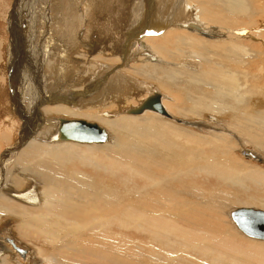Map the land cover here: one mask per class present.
<instances>
[{
	"label": "bare ground",
	"instance_id": "bare-ground-1",
	"mask_svg": "<svg viewBox=\"0 0 264 264\" xmlns=\"http://www.w3.org/2000/svg\"><path fill=\"white\" fill-rule=\"evenodd\" d=\"M84 1L79 15L76 1L53 0L74 35L85 19L91 26L92 9L107 13L100 24L106 43L116 36L108 43L116 52L72 39L62 45L61 63L39 53L36 74L15 83L39 56L34 50L32 59L24 49L28 40L21 42L31 37L33 44L37 2L21 7V0H0L11 36L0 47V180L9 169L0 185V233L15 219L18 233L38 250L0 245V264H91L93 251L109 259L120 255L122 264H264V190L256 189L264 188V23L252 21L264 9L248 0H160L161 8H149L150 24L136 32L139 40L123 46L117 37L122 26L110 14L117 0ZM143 48L151 54L141 58ZM22 59L29 64L21 67ZM55 69L65 77L72 71L69 83L60 85ZM11 88L19 98L10 96ZM151 89L158 93L143 102ZM132 101L137 105L124 107ZM23 112L26 140L12 144ZM81 121L103 129L106 138H62L61 126L78 130L65 122ZM78 166L107 174L93 179ZM121 167L142 185L118 186L116 195L102 178ZM103 223L134 230L136 224L145 234L141 241L153 246L139 253L116 235L92 233ZM79 255L88 261H77Z\"/></svg>",
	"mask_w": 264,
	"mask_h": 264
},
{
	"label": "rangeland",
	"instance_id": "rangeland-1",
	"mask_svg": "<svg viewBox=\"0 0 264 264\" xmlns=\"http://www.w3.org/2000/svg\"><path fill=\"white\" fill-rule=\"evenodd\" d=\"M5 2H7L8 0H4ZM28 3L29 2V0H21V2L19 3V4H21V5H19V6H21V7H24L25 5H27L26 4V2ZM33 2L35 1V0H32ZM47 1V2H46ZM74 1H76V5L75 6H77L78 8V11H79V15H82L83 14V9H84V3H85V1L84 0H82V2H79L78 0H74ZM95 2L94 3H96V1L97 0H94ZM110 0H108L107 2H109ZM125 1V2H124ZM127 1H128V3H129V0H121V1H119V0H117V1H114V2H112V6H111V8H113V10L110 12V14L112 15V16H114L115 18H117L119 21V24H121V26H122V29H123V33L124 34H122L121 33V35H117V37H119V36H122V41H121V43H120V45H128L129 43H132L133 44V42L135 41H137V40H139V38H140V35L141 34H139V35H137L136 34V32L138 31V30H140V29H144V26H145V21L147 20V19H149L150 17H149V8L151 7H155V6H157L158 8H161L163 5H158V2L160 1V0H138L137 1V3L135 4V5H133L132 6V4L130 5V4H128L127 3ZM131 1V0H130ZM249 2H250V4H251V6L253 7V8H258V9H264V5H263V3H264V0H248ZM36 2H37V5H36V9H34V12H33V17H34V22H33V24H32V31L34 32V35H35V37H34V41H33V44L31 45L30 44V42H31V37H27V39H24V41H21L22 43L23 42H25V41H27L28 43L26 44V47L24 48L25 50L27 49V51L28 52H30L31 53V55H32V59L34 58V53L32 52V51H36V54H37V52H38V54H37V56L39 55V53H43L44 55H47V54H49L48 55V57L50 58V57H52V56H50L51 54H54L55 55V59L58 61V62H62L61 61V59H63V57H64V55L62 56V54L65 52H63V50H66L65 48H63L62 47V45L64 44H68L69 43V41H71L72 39H79V42H82V41H88V40H90L89 41V43L90 42H92V44L93 43H95V41H97V43H98V46H99V49H100V51L101 52H104L105 54H108V55H112V53H113V51L115 50L114 49V47L112 46V45H110V44H108V43H110V42H112L114 39H115V37L116 36H113V38L108 42V43H106L105 42V40H106V32H105V30H104V27L100 24V23H105L107 20H108V15H106V14H100L99 12H97V14L98 15H94V9H92V11H91V17H92V19L94 18V20L92 21V23H91V26L90 27H88V21L85 19L83 22H84V26L83 25H81L79 28L80 29H78V30H76V35H74V34H72V32L71 31H73V28H71V30L69 29V27L70 26H68V25H66L67 23L65 22L66 21V15L65 14H63L64 15V18L63 17H61L60 16V14L59 15H57V9L58 8H56L55 6H59V4L57 3V2H53V0H36ZM118 2H119V4H118ZM257 2H258V4H257ZM15 3H17L16 1H15ZM80 3H82L81 4V6H80ZM51 4H52V6H51ZM58 4V5H57ZM258 5V6H257ZM262 5H263V7H262ZM13 5H11V7H12ZM29 6V5H28ZM124 6H127V9L126 8H124ZM161 6V7H160ZM48 7H49V9H48ZM115 7V8H114ZM41 8V9H40ZM51 8V9H50ZM54 8V9H53ZM95 8V7H94ZM13 9V12H16V10L14 11V7L12 8ZM81 9V10H80ZM54 11H55V13H54ZM61 11V10H60ZM85 12H86V10H85ZM96 12V11H95ZM35 13V14H34ZM59 13V12H58ZM153 13H155V11L153 12ZM55 14V15H54ZM90 14V13H89ZM23 15V14H22ZM58 16V17H55V16ZM261 15H263V16H261L260 17V15H257V16H259V17H257L256 19H252V21H254V22H257V24L258 25H260V23H264L263 22V20H264V14H261ZM52 16V17H51ZM90 16V15H89ZM102 16V17H101ZM104 16V17H103ZM135 16H139V20L137 21V22H135L134 21V19H135ZM153 16V15H152ZM154 16H156V14L154 15ZM50 17V18H49ZM107 17V18H106ZM49 18V19H48ZM154 18V17H153ZM238 18V17H237ZM62 19V20H61ZM156 19V18H155ZM258 19V20H257ZM65 20V21H64ZM241 19H238V25L240 24L241 25V21H240ZM6 20H5V18L4 17H0V47L2 46V44H3V46H5L4 44L5 43H7V39L8 38H10L11 36H10V33H9V30H8V23L7 22H5ZM48 21V22H47ZM60 21H62L61 23H60ZM87 21V22H86ZM99 21V22H98ZM114 21H116V19H114ZM262 21V22H261ZM54 22H57V24L55 25V23ZM65 24H64V23ZM83 22H82V24H83ZM150 22L151 21H149V20H147V23H146V25L147 24H150ZM116 23V22H115ZM65 26H64V25ZM21 25H24V24H21ZM63 27H62V26ZM92 25H94L93 27H92ZM59 28H58V27ZM62 27V28H61ZM66 27H68V28H66ZM66 28V29H65ZM63 29V31H61ZM65 29V30H64ZM94 29V30H93ZM58 30V31H57ZM86 30V31H85ZM20 31H21V33H20V35H21V37H24L25 35H23V34H25V32H24V30L23 29H20ZM60 31V32H59ZM166 31V30H165ZM55 32H57V33H55ZM36 33V34H35ZM137 36H136V35ZM149 34H151V35H154V33L152 32V31H149ZM44 35V36H43ZM63 35V36H62ZM134 35L136 36V37H134ZM147 35V33H145V34H143V36H146ZM147 36H150V35H147ZM78 37V38H77ZM95 37H96V39H95ZM134 37V38H133ZM25 38H26V36H25ZM63 39V40H62ZM82 40V41H81ZM3 42V43H2ZM65 42H68V43H65ZM57 44V45H56ZM24 45V44H23ZM2 46V47H3ZM257 47H259V46H257ZM23 48L20 46L19 47V49H18V54L20 53V50H23ZM60 49V50H59ZM85 48L83 47V46H81L80 48H79V50H84ZM259 49H260V47H259ZM263 49V47L261 46V51H262V53H264L263 51H264V49ZM31 50V51H30ZM57 50V51H56ZM134 50H135V48H134ZM55 52V53H54ZM62 52V53H61ZM114 52H116V51H114ZM60 53V54H59ZM146 53H149V54H151L150 52H149V50L147 49V48H143L142 50H141V58H144V57H146L145 56V54ZM123 55H124V52L122 53ZM130 54V53H129ZM128 54V55H129ZM96 55H99V54H96ZM43 55H39L37 58L35 57L34 59H33V61H32V66L29 64V62H28V59H27V62H25V60L24 59H22V60H20V63H22L21 64V67L22 66H24V64H23V62H25L26 63V66L27 67H25V69H23L22 70V75L20 76V78H19V80H17V81H15V83H27V81H26V78H25V76L26 77H28V76H32L40 67L36 64L35 65V60L36 61H39V59L42 57ZM60 56H62V58H60ZM79 56L80 55H77L76 54V59H78L79 58ZM153 56V55H152ZM44 57V56H43ZM154 57V56H153ZM25 58V57H24ZM53 58V57H52ZM116 59H119V58H116ZM119 63H117V64H121L122 63V61L119 59ZM3 63V61L0 63V65ZM31 66V67H30ZM35 66V67H34ZM35 68V69H34ZM32 69V70H31ZM44 70L45 69H43L42 68V71L44 72ZM0 71H1V68H0ZM55 72H56V74H57V77H58V79H59V81H60V85H63V84H67V83H69V82H66V77L68 78V77H71L73 74H72V71H71V73H67V76L65 77V75H63V73H62V71L61 70H58V69H55ZM60 72V73H59ZM36 74V73H35ZM3 78H4V76L2 75V74H0ZM1 76H0V78H1ZM108 80V81H107ZM107 81V82H106ZM106 81H104V80H102L100 83H98L97 85L99 86V87H101V86H105L106 84H108V82H109V79H106ZM50 84H56L57 82H55V83H51V82H49ZM49 83H47L46 85H48ZM49 84V85H50ZM88 84H90V83H88ZM87 84V85H88ZM100 84H101V86H100ZM53 85V86H54ZM96 85V86H97ZM97 86V87H98ZM70 90L72 89V88H69ZM79 89V88H78ZM106 90V89H105ZM105 90H99V93L100 92H103V91H105ZM74 91V90H73ZM154 92H157L158 93V90L157 89H151L149 92H144V93H146V95H145V98L144 99H142V101L143 102H145L146 100H148L149 98H150V96L151 95H153V93ZM98 93V92H97ZM98 93V94H99ZM9 94H10V96H16V98H19L20 97V95H19V93L15 90V89H13V88H11L10 90H9ZM94 95H97L96 93L94 94ZM63 98H61V100L62 101H67L68 100V98L67 97H64V96H62ZM100 100V99H99ZM11 101H12V98H11ZM0 102H3L4 103V101L3 100H0ZM82 106H84L85 107V109L84 110H86V109H89V108H86V106H89L88 104H86V102L85 103H83V104H81ZM132 105H137V103H134L133 101L131 102V103H129V104H127V105H124V107L126 106V107H128V106H132ZM90 107H92V106H90ZM29 108V110H31L32 111V113H33V115H32V118H34V112H33V109H34V107H32V106H30V107H28ZM48 108H55V106H51V107H48ZM5 109L9 112V116H12L11 115V113H10V111H9V109H8V107L5 105ZM42 109V108H41ZM40 110V109H39ZM43 110L44 109H42V110H40L41 111V113H42V115H43ZM45 111V110H44ZM25 114H27L26 112H23V113H19L18 115H19V117L17 118V120L19 121V123H20V126H18L19 127V130H17V134H16V138L15 139H13V141H12V144H14L15 143V141H21L22 139H25L26 140V137H27V131H28V122H27V120L25 119ZM44 116V115H43ZM83 121H86V120H84V119H82ZM17 127V128H18ZM41 132V130L40 129H36V134H39ZM150 141V143H152L153 141L151 140V139H149ZM25 144V143H24ZM24 144L22 145V146H24ZM21 146V147H22ZM20 147V148H21ZM0 160H1V158H0ZM0 166H1V163H0ZM78 169L81 171V172H83V173H85L86 175H91V178H93V179H95V178H97L96 177V175H99L100 177H102L101 176V174L102 175H104V174H107V173H104V172H101V174H98V173H96V174H94L95 173V171L96 170H94L93 171V169L91 168V172H90V170H88V168H83V167H81V166H78ZM124 168H120V169H116V170H108V171H110L111 173H110V175L109 176H103V178L102 179H106V180H108L106 183H107V185H109L110 186V188L112 189V190H115L114 191V193H116V195H120L121 194V192L120 191H118V190H116V189H119L120 187H118V186H127L128 187V185H132L133 183H136V182H138V183H141V181L140 180H137L136 178H134L133 176L132 177H129V174H127V172H125L124 170H123ZM9 169L8 168H5L4 167V178H3V180H0V185L2 184V182L5 180V175H6V172L8 171ZM90 172V173H89ZM99 181V180H98ZM97 182V181H96ZM104 182V181H103ZM130 183V184H129ZM247 186H249V187H252V188H254L255 187V185H257V184H255V183H253V182H246L245 183ZM249 184V185H248ZM255 184V185H254ZM141 185H142V183H141ZM251 185H253V186H251ZM258 186V185H257ZM261 187V188H260ZM261 189V190H264V188L262 187V186H259V187H256V189ZM122 189V188H121ZM257 189V190H258ZM120 192V193H119ZM228 218V217H227ZM92 219V218H91ZM230 219L228 218V221H229ZM94 223H97V222H93V223H91V226L92 225H94ZM105 225V226H104ZM107 226V227H106ZM119 226V227H118ZM133 227H135V230L134 229H126V228H124V227H120V225L119 224H106V223H103V226H102V229H99V230H97V229H95V230H93L92 231V233L94 232L95 234L97 233V234H103L104 236H105V238L107 237V238H109L108 236H107V234L108 235H113V236H118V240H120V238H122V239H125L129 244H131V245H133V249L134 250H136V251H138L139 253H143L144 252V249L146 248V247H150V246H153V245H148V243H146V242H142L141 240L143 239V240H145L144 238H143V232H140V233H138V231H136V224H134L133 225ZM99 231V232H98ZM4 232L7 234L8 233V237H11V238H13L14 240H15V242H14V244L18 247V246H20L23 250H24V252H26V253H30V252H35V251H38L37 249H35L33 246H31L30 244H29V242L27 241V239H25L24 237H22L19 233H18V231H17V228H16V224H15V219L14 220H12L10 223H8L7 224V226H6V229H4L3 231H2V233H0V235H2V234H4ZM105 233V234H104ZM139 234H140V236H139ZM145 235V234H144ZM106 238V239H107ZM4 240H2V242H3ZM1 241H0V245H2L6 250H8L6 247H5V244H4V242L2 243ZM136 244H134V243ZM128 243H124L125 244V248L126 249H128L129 248V245H128ZM147 244V245H146ZM135 245V246H134ZM145 247V248H144ZM15 250H17V249H15ZM14 250V251H15ZM9 251V250H8ZM188 254H190V253H188ZM191 255V254H190ZM236 256H238L239 255V253H237V254H235ZM85 256V255H84ZM79 259H77V261H81V262H84V263H86L87 261H88V259H86L87 257H83L82 255L80 256L79 255V257H78ZM243 257H241V256H239L238 257V259L240 260V259H242ZM106 260V261H105ZM228 260V259H227ZM226 260V261H227ZM226 261H224L225 263L224 264H226ZM229 261H230V259L227 261V263H229ZM89 264V263H88ZM91 264H122V258L120 257V255H118L117 256V258L116 259H109V258H106V257H104V256H96L95 255V252L93 251L92 253H91Z\"/></svg>",
	"mask_w": 264,
	"mask_h": 264
},
{
	"label": "water",
	"instance_id": "water-1",
	"mask_svg": "<svg viewBox=\"0 0 264 264\" xmlns=\"http://www.w3.org/2000/svg\"><path fill=\"white\" fill-rule=\"evenodd\" d=\"M159 104V102H158ZM157 105V104H156ZM156 110H162L161 106L157 105L155 107ZM64 124H68L67 128L73 127L78 130L67 131L65 128L59 130L62 134V138L66 140H71L75 142H102L106 138V134L103 129L96 127L94 124H87L84 122H65ZM245 230L253 229L249 227L248 224L242 225Z\"/></svg>",
	"mask_w": 264,
	"mask_h": 264
},
{
	"label": "crops",
	"instance_id": "crops-1",
	"mask_svg": "<svg viewBox=\"0 0 264 264\" xmlns=\"http://www.w3.org/2000/svg\"><path fill=\"white\" fill-rule=\"evenodd\" d=\"M8 233L6 234L4 232V234L0 235V239L4 240V244H5V247L8 249V250H13L15 249L16 245L14 244L15 240L11 237H8L7 236ZM4 236V237H3Z\"/></svg>",
	"mask_w": 264,
	"mask_h": 264
}]
</instances>
